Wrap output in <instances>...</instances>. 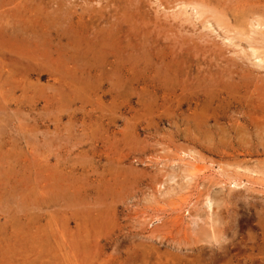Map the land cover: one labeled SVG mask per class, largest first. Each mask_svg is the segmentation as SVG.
I'll return each instance as SVG.
<instances>
[{"label":"rangeland","instance_id":"1","mask_svg":"<svg viewBox=\"0 0 264 264\" xmlns=\"http://www.w3.org/2000/svg\"><path fill=\"white\" fill-rule=\"evenodd\" d=\"M263 24L0 0V264H264Z\"/></svg>","mask_w":264,"mask_h":264},{"label":"bare ground","instance_id":"2","mask_svg":"<svg viewBox=\"0 0 264 264\" xmlns=\"http://www.w3.org/2000/svg\"><path fill=\"white\" fill-rule=\"evenodd\" d=\"M192 1H193V0H192ZM184 2H185V1H184ZM184 2H183V3H184ZM189 2H191V1H189ZM220 2H222V1H220ZM181 3H182V1L180 2V4H181ZM192 3H193V2H192ZM195 3H196V2H195ZM195 3H193V4H195ZM177 4H179V3H177ZM180 4H179V6H180ZM111 5H112V4H111ZM195 5H196V4H195ZM182 6H183V5H182ZM184 6H185V5H184ZM186 7H187V6H186ZM173 8H175V7H173ZM192 8H193L194 11H196L195 14L198 15L199 18H201L202 16H203V18H204V16H205V15H204V12H205V11H204L202 8H200L199 6H193ZM206 8H207V7H206ZM176 9H177V8H176ZM184 10L187 11V9H184ZM206 10H207V9H206ZM168 11H169V10H168ZM172 11H173V10H172ZM211 11H212V10H211ZM187 12H188V11H187ZM209 12H210V10H209ZM209 12H207V13H209ZM219 12H220V11H219ZM230 12H231V11H230ZM174 13H175V12H174ZM195 14H194V15H195ZM186 15H187V14H186ZM188 15H189V12H188ZM188 15H187V16H188ZM191 15H193V14H191ZM63 16H64V15H63ZM187 16H186V17H187ZM206 16H207V15H206ZM216 16H217V15H216ZM216 16H215V17H216ZM128 17H129V16H128ZM188 17H190V15H189ZM191 18H192V16H191ZM194 18L196 19V16H195ZM219 18H220V17H219ZM129 19H130V18H129ZM186 19H187V18H186ZM197 19H198V18H197ZM221 19H222V18H221ZM215 20H216L215 22H217V19H215ZM150 21H151V20H150ZM179 21H180V20H179ZM232 21H233V20H232ZM221 22H223V21L221 20ZM199 23H200V22H199ZM219 23H220V22H219ZM193 24H194V23H193ZM220 24H223V23H220ZM144 25H145V24H144ZM199 25H200V24H199ZM217 25H218V24H217ZM251 25H252V24H251ZM263 25H264V24H263ZM219 27H220V26H219ZM252 27H253V25H252ZM211 28H212V27H211ZM258 28H259V27H258ZM206 29H207V28H206ZM213 29H214V28H213ZM213 29H212V30H213ZM220 29H221V28H220ZM220 29H219V30H220ZM250 29H251V28H250ZM254 29H255V28H254ZM209 30H210V29H209ZM16 31H17V30H16ZM17 32H18V31H17ZM215 33H216V32H215ZM230 34H231V33H230ZM65 35H66V34H65ZM69 35H70V34H69ZM200 36H201V35H200ZM1 37H2V36H1ZM66 37H67V36H66ZM227 37H228V36H227ZM228 38H230V37H228ZM232 39H233V41H234V38H232ZM241 39H242V37H241ZM8 40H9V39H8ZM224 40H225V39H224ZM229 40L231 41V39H228L227 41H229ZM236 41H237V40H236ZM234 42H235V41H234ZM234 42H233V43H234ZM259 42H260V41H258L257 43H259ZM9 43H10V42H8V45H10ZM230 43H231V42H230ZM239 43H240V42H239ZM254 45H255V44H254ZM254 45H253V46H254ZM227 46H228V45H227ZM236 46H237V45H236ZM248 46H249V45H248ZM256 46H258V45H256ZM8 47H9V46H8ZM236 48H239V47L237 46ZM260 49H261V48H260ZM12 50H13V49H12ZM250 50H252V52H251V56H252L253 58H258L259 61H260L261 63L264 62V52H262L263 54H261V53L259 52L260 50L254 48V47H251ZM250 50H249V51H250ZM263 50H264V49H263ZM242 51H243V50H242ZM243 52H244V51H243ZM233 53H234V52H233ZM246 53H247V52H246ZM244 54H245V53H244ZM13 56H14V55H13ZM46 57H47V56H46ZM3 59H5V58H3ZM247 59H248V58H247ZM258 59H256V60H258ZM27 60L29 61V59H27ZM27 60H26V61H27ZM26 61H25V62H26ZM209 61H210V60H209ZM14 62H15V61H14ZM16 62H17V61H16ZM260 62H259V63H260ZM259 65H260V64H259ZM41 70H42V69H41ZM31 72H32V70H31ZM28 73H29V72H28ZM25 74H26V73H25ZM39 77H40V76H39ZM20 78H21V77H20ZM197 169H198V167H197ZM199 169H200V171H201L203 168H199ZM236 181H237V180H236ZM208 203H209V202H208ZM209 205H210V204H209ZM208 209H209V208H208ZM209 211H210V210H209ZM210 213H211V212H210ZM211 215H212V214H211ZM59 246H60V245H59ZM227 252H228V251H227ZM219 256H220V255H219ZM250 259H252V258H250ZM215 260H216V259H215ZM245 260H246V259H245ZM248 261H249V260H248ZM251 261H252V260H251ZM215 262H216V261H215ZM249 263L252 264V263H254V262H253V261H252V262L249 261ZM255 263H256V262H255ZM255 263H254V264H255Z\"/></svg>","mask_w":264,"mask_h":264}]
</instances>
